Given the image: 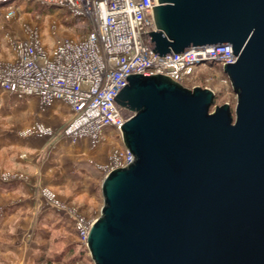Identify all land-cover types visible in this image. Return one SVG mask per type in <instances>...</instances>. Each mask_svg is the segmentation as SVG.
<instances>
[{
  "label": "water",
  "instance_id": "obj_1",
  "mask_svg": "<svg viewBox=\"0 0 264 264\" xmlns=\"http://www.w3.org/2000/svg\"><path fill=\"white\" fill-rule=\"evenodd\" d=\"M150 49L228 44L234 117L214 92L128 73L112 102L133 161L101 180L93 264H264V0H153Z\"/></svg>",
  "mask_w": 264,
  "mask_h": 264
},
{
  "label": "built area",
  "instance_id": "obj_2",
  "mask_svg": "<svg viewBox=\"0 0 264 264\" xmlns=\"http://www.w3.org/2000/svg\"><path fill=\"white\" fill-rule=\"evenodd\" d=\"M18 1L55 6L64 10L71 21L84 22L80 25L82 34L59 38L51 48L42 43L36 27H29L24 38L10 39L12 60H0V90L18 98L34 97L41 110L61 102L71 111L70 120L58 131L34 122L26 133L37 137L56 135L70 144L85 141L91 149L108 131L121 139L120 125L132 113L111 99L127 83L128 73H160L185 86V80L197 70H213L215 64L222 69L226 62L235 60L228 44L189 46L172 52L173 56L156 54L145 35L156 29L153 0H0L6 17L14 14ZM224 76L222 81L230 83ZM203 87L215 94L214 88ZM132 161L133 154L121 143L110 149L106 163L89 162L104 177ZM44 196L70 217L78 243L88 254L87 234L93 220L60 204L50 189L44 191Z\"/></svg>",
  "mask_w": 264,
  "mask_h": 264
},
{
  "label": "rangeland",
  "instance_id": "obj_3",
  "mask_svg": "<svg viewBox=\"0 0 264 264\" xmlns=\"http://www.w3.org/2000/svg\"><path fill=\"white\" fill-rule=\"evenodd\" d=\"M17 4L18 8H16L14 14L9 17H6L5 10L0 9V60H12L10 39L24 38L29 27L34 26L38 29L41 41L47 48H51L55 40L59 38L76 37L82 34L80 29L81 22L71 21L68 14L58 7L49 6L38 1H18ZM224 77L221 67L215 64L213 70H197L192 77L185 80L184 85L188 88L194 86L203 87L204 85L214 88V104L209 108V111L213 110L214 105H221L225 101L228 102L232 117H234L233 108L236 102V95L231 84L228 81H222ZM14 102L12 96L6 93H0V181L9 185L19 182L26 185V183L29 184L30 182L31 169L17 164L14 160V155L20 152H26V150L22 149L20 145L15 144V141L12 142V140L17 139L18 133L21 134V132L23 135H33L26 133V131L34 124V119L27 111L26 107L22 105V102ZM51 128L54 129L55 127ZM60 129L56 128L54 130L58 131ZM106 133H108L106 135L107 138H104L99 144V157H101V159L94 160L89 158L85 163L91 165L92 163L89 162L90 160L97 164L106 163L107 153L110 152L109 149L116 145H121L122 142L118 135L109 131ZM44 137L48 138L47 141L49 145L52 146L57 136L49 135ZM82 149L85 150V148ZM84 173H86V176L89 174L86 170ZM4 177H7V179H4ZM35 184L34 186L30 185L31 189L29 190L34 192L39 203H46L50 207H55L44 196V191L50 189L60 204L79 213L85 218L93 220L98 217L100 213L103 199L100 191V184L97 180L84 178L82 181L70 182L68 184V189H61L65 194H67L68 191L72 192L69 193V196H60L56 192V189L50 188L42 181H37ZM79 194H82V196ZM21 195L22 191L19 189L5 196H0V198L8 197L6 201H12L10 198L11 196H16L18 198ZM60 211L63 212L62 210ZM65 215L67 214L65 213ZM69 227L62 221H52L44 226L47 239L42 241L45 245V249L39 260L40 264H93L89 257L78 252V243L69 244L70 239H73L72 231ZM28 234V236L31 237L29 232ZM66 243L68 244L67 246Z\"/></svg>",
  "mask_w": 264,
  "mask_h": 264
},
{
  "label": "crops",
  "instance_id": "obj_4",
  "mask_svg": "<svg viewBox=\"0 0 264 264\" xmlns=\"http://www.w3.org/2000/svg\"><path fill=\"white\" fill-rule=\"evenodd\" d=\"M13 56L12 51L11 59ZM0 93L12 96L14 103L22 102V105L32 115L33 123L38 121L55 127L54 129H60L72 115L70 109L61 102H56L51 107L41 110L34 97L18 98L2 90ZM47 140L48 138L45 137L23 135L22 132L18 133L17 139L12 140L26 150V152L14 155V160L17 164L31 169L32 173L30 182L26 185L22 182L9 185L0 181V196L10 194L14 190L22 191V195L18 198L11 196L12 201H6L8 197L0 198V264H40L39 260L45 249L42 241L47 239L44 226L52 221H62L68 227L70 226L73 239H70L69 244L78 243L70 217L46 203H39L34 192L29 190L30 185L34 186L35 182L42 181L50 188L56 189L60 196H69L72 192L67 190L68 193L65 194L61 189H68L70 182L91 178L99 181L100 184L103 178L102 172L97 170L96 166L85 163L89 158L101 159L99 145L91 149L85 141L74 145L55 137V142L50 146ZM85 170L89 173L87 176L84 173ZM79 195L82 196V194ZM28 232L31 237L28 236ZM84 255L89 257L86 252Z\"/></svg>",
  "mask_w": 264,
  "mask_h": 264
},
{
  "label": "trees",
  "instance_id": "obj_5",
  "mask_svg": "<svg viewBox=\"0 0 264 264\" xmlns=\"http://www.w3.org/2000/svg\"><path fill=\"white\" fill-rule=\"evenodd\" d=\"M76 21H80L81 23L83 22V19H78V20H76ZM75 21V22H76ZM84 23V22H83ZM79 244V243H78ZM78 252H80V254H85V252H86V250L84 249V247H82L80 244H79V251ZM81 256V255H80Z\"/></svg>",
  "mask_w": 264,
  "mask_h": 264
}]
</instances>
